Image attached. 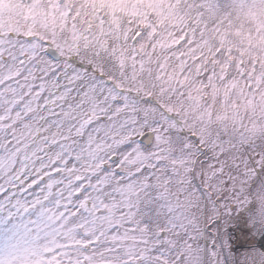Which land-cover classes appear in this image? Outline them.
Listing matches in <instances>:
<instances>
[{"label":"snow or ice","instance_id":"snow-or-ice-1","mask_svg":"<svg viewBox=\"0 0 264 264\" xmlns=\"http://www.w3.org/2000/svg\"><path fill=\"white\" fill-rule=\"evenodd\" d=\"M126 7L0 0V264H264V0Z\"/></svg>","mask_w":264,"mask_h":264},{"label":"rangeland","instance_id":"rangeland-1","mask_svg":"<svg viewBox=\"0 0 264 264\" xmlns=\"http://www.w3.org/2000/svg\"><path fill=\"white\" fill-rule=\"evenodd\" d=\"M103 5L109 6L114 12L129 14L126 7V0H100ZM165 0H136L137 4L145 7V10L156 16L161 15L159 4L164 3ZM156 5V6H153ZM231 16V27L228 31L230 33L231 44L234 48H247L252 52L253 56L264 55V10H257L251 13H236L234 11L224 12L223 9L216 15ZM162 22V21H159ZM243 101L239 97L233 98V104L239 107ZM217 111L224 115L223 103L217 104ZM243 115L244 109H240ZM246 119V118H245ZM231 123V121L229 122ZM264 200L258 206L257 211L264 212ZM254 222V220H253Z\"/></svg>","mask_w":264,"mask_h":264}]
</instances>
